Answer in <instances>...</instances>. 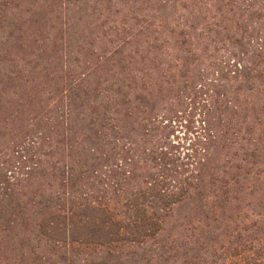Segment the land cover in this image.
<instances>
[{"label": "trees", "instance_id": "1", "mask_svg": "<svg viewBox=\"0 0 264 264\" xmlns=\"http://www.w3.org/2000/svg\"><path fill=\"white\" fill-rule=\"evenodd\" d=\"M0 264H264V0H0Z\"/></svg>", "mask_w": 264, "mask_h": 264}]
</instances>
